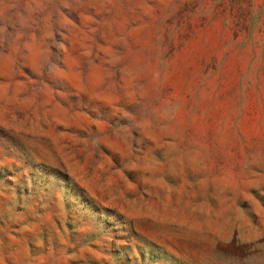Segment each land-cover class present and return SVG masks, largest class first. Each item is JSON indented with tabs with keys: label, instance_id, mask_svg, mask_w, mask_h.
<instances>
[{
	"label": "rangeland",
	"instance_id": "rangeland-1",
	"mask_svg": "<svg viewBox=\"0 0 264 264\" xmlns=\"http://www.w3.org/2000/svg\"><path fill=\"white\" fill-rule=\"evenodd\" d=\"M0 264H264V0H0Z\"/></svg>",
	"mask_w": 264,
	"mask_h": 264
}]
</instances>
